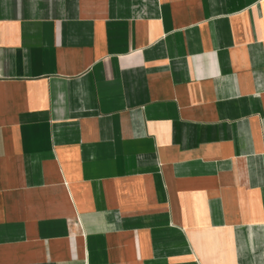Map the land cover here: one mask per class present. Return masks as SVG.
I'll return each mask as SVG.
<instances>
[{
  "label": "crops",
  "instance_id": "1",
  "mask_svg": "<svg viewBox=\"0 0 264 264\" xmlns=\"http://www.w3.org/2000/svg\"><path fill=\"white\" fill-rule=\"evenodd\" d=\"M0 264H264V0H0Z\"/></svg>",
  "mask_w": 264,
  "mask_h": 264
}]
</instances>
